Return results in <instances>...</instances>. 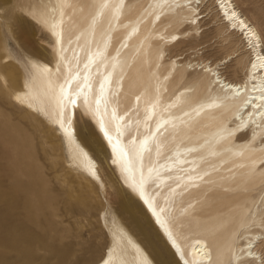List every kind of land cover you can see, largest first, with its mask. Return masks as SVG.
Wrapping results in <instances>:
<instances>
[{
  "label": "rangeland",
  "instance_id": "rangeland-1",
  "mask_svg": "<svg viewBox=\"0 0 264 264\" xmlns=\"http://www.w3.org/2000/svg\"><path fill=\"white\" fill-rule=\"evenodd\" d=\"M230 1L257 28L264 49V0ZM42 4L38 0L0 1V120L19 126L28 135L27 148L21 145L11 149L0 144V264H96L110 255L118 204L110 208L97 183L91 186L95 192L93 202L79 205L70 201L68 192L86 199L83 189L86 182L62 143L63 138L55 135L49 116L32 113L14 101L17 94L26 92L25 86L33 78L27 55H33L34 49L41 47L50 49L54 44L53 28L59 9L55 4L54 9L45 10L39 7ZM129 5L130 10L141 14L140 19L152 13L148 16L151 29L147 52L144 53L142 47L136 52L133 62L137 68L131 73L120 72L114 88V101L119 111L132 115L127 135L131 133V126L137 124H142V131L149 133L161 118L171 121L170 116L174 115L171 108L178 94L182 89L188 94L194 92V82L205 77L201 69L205 65L217 69L231 81H247L248 62L252 59L250 45L227 28L215 1L206 0L195 5L197 10L191 16L181 11L180 17L177 9L170 7L167 11L153 10L155 0H132ZM101 6V0H78L71 9L64 11L63 34L69 50L76 51L85 38L90 42L97 38L96 44L100 46L104 39L108 41L118 33V20L102 23ZM189 6L186 4L184 11L188 12ZM20 16L27 20V26L20 23ZM170 16L178 19L169 20ZM129 40L123 35L117 37L118 51L126 44L125 49ZM153 48L157 54L148 60V52ZM40 54L42 62L54 64L55 57L50 51ZM176 71L185 78L173 87L170 82ZM165 85L167 88L163 91ZM151 109L157 111V118L148 120L144 118V111ZM75 126L79 139L98 163L102 178L108 181L107 191L111 184L121 186L123 181L110 170V159L86 117H78ZM187 146L183 141L178 147L166 150L162 166L172 163L178 148ZM186 164H191L189 169L193 168V172L200 170L201 173L195 175L190 188L186 189L187 183L178 185L167 195L170 202L167 221L183 247L201 238L214 252L225 251L226 259L221 264H249L243 261L239 250L244 242L243 233H249L250 237L262 234L258 246L264 262V176L256 177L258 182L251 192L249 212L233 218L219 208L229 198L226 192L230 180L239 179L240 167L222 170L224 164L212 165L206 155L187 160ZM185 174L177 177L183 178ZM99 201L106 204L103 215ZM242 222L243 230L235 233L236 238L233 237L228 245L227 229ZM123 223L137 235L130 221L123 220ZM136 237L147 247L145 235ZM157 241L161 244L158 238ZM149 254L156 260L153 249H149ZM167 259L169 264H176L169 253Z\"/></svg>",
  "mask_w": 264,
  "mask_h": 264
},
{
  "label": "bare ground",
  "instance_id": "bare-ground-1",
  "mask_svg": "<svg viewBox=\"0 0 264 264\" xmlns=\"http://www.w3.org/2000/svg\"><path fill=\"white\" fill-rule=\"evenodd\" d=\"M38 1L43 3L39 7L45 10L54 9L55 4L58 6V19L53 28L54 44L50 49L46 46L37 47L39 49H34L33 55H27L33 68V78L25 86L26 92L23 95L17 94L14 101L32 113L41 112L49 116L55 135L63 138L62 143L68 148L86 182L83 187L86 199L68 192L70 201L79 205L93 202L95 192L91 186L97 183L105 195L107 205L113 208L118 204V216L113 214L115 220L111 232L113 244L110 255L96 264H169L167 253L176 264H183L182 261L184 264L223 263L226 259L225 251L214 252L204 239L196 238L183 247L176 231L167 221L170 203L167 195L178 185L187 183L186 189L191 187L195 175L201 171L193 172V168L189 169L191 164L186 162L206 155L212 165L224 164L222 170L240 167L241 178L230 180L229 191L226 192L229 198L220 205L219 211L233 218L249 212L251 192L258 182L256 177L264 176V49L257 28L238 12L232 1L208 0L215 1L227 28L239 34L250 45L248 49L252 59L248 62L247 81H231L209 65L202 67L203 64H194L202 67L205 77L194 82L193 93L183 92L186 89L180 91L171 108L174 113L170 116L171 121H167L166 117L161 118L149 133H144L142 124H137L131 126V133L127 135L132 115L127 116L119 111L114 101V88L120 72L131 73L137 68L136 62H133L136 52L142 47L146 53L149 48L151 20H148V16L152 11L140 19L141 14L130 10L132 0H101L102 23L118 20V33L108 41L104 39L100 46L96 44L97 38L92 42L85 38L82 42L84 47L82 45L72 51L64 40V11L71 9L78 0ZM205 1L155 0L153 10L167 11L170 7L177 9L178 17L181 11L191 16L197 10L195 5ZM188 3L190 8L186 12L184 8ZM178 17L170 16L169 20ZM144 20L146 22L142 23ZM19 21L22 25H28L27 20L21 16ZM121 35L130 40L125 49L126 44L118 51L116 39ZM45 51H50L55 57L53 65L40 60V53ZM148 54V60L154 59L156 48ZM183 78L185 75L174 72L170 85H179ZM166 88L167 85L162 90ZM82 115L102 143L110 159V170L123 181L121 186L111 184L109 192L108 181L102 178L98 163L78 137L75 121ZM156 115L155 109L144 111V118L148 120L156 119ZM27 137L19 126L0 120L1 146L15 149L22 145L27 148ZM183 141L188 146L178 148L172 163L162 166L164 152L178 147ZM188 148L191 150L186 152ZM183 173H186L183 178L177 177ZM98 203L103 215L106 204ZM123 220L131 222L137 235L124 226ZM243 224L227 229L228 245L235 233L243 230ZM138 234L147 237V247L138 242ZM248 234L243 233L244 242L239 249L243 261L264 264L258 246L262 234H254L252 237ZM149 249L154 250L156 260L152 259Z\"/></svg>",
  "mask_w": 264,
  "mask_h": 264
}]
</instances>
